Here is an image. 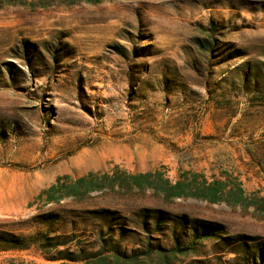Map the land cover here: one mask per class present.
<instances>
[{
    "label": "rangeland",
    "instance_id": "rangeland-1",
    "mask_svg": "<svg viewBox=\"0 0 264 264\" xmlns=\"http://www.w3.org/2000/svg\"><path fill=\"white\" fill-rule=\"evenodd\" d=\"M0 234L34 239L0 264H264V0H0Z\"/></svg>",
    "mask_w": 264,
    "mask_h": 264
},
{
    "label": "trees",
    "instance_id": "trees-1",
    "mask_svg": "<svg viewBox=\"0 0 264 264\" xmlns=\"http://www.w3.org/2000/svg\"><path fill=\"white\" fill-rule=\"evenodd\" d=\"M142 177L144 178V176ZM84 182L85 180L79 181L77 186H80ZM176 188L177 187H173V189ZM33 240V238L17 237L9 234H0V252L28 250L33 245ZM69 261L75 262V260Z\"/></svg>",
    "mask_w": 264,
    "mask_h": 264
}]
</instances>
